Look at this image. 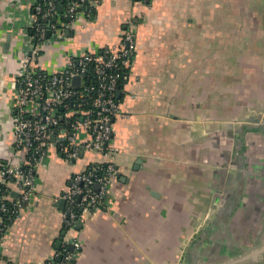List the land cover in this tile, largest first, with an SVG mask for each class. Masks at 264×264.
Here are the masks:
<instances>
[{
  "label": "crops",
  "instance_id": "crops-1",
  "mask_svg": "<svg viewBox=\"0 0 264 264\" xmlns=\"http://www.w3.org/2000/svg\"><path fill=\"white\" fill-rule=\"evenodd\" d=\"M34 1L0 0V164L14 149L12 80L30 46ZM84 21L64 42L73 53L115 45L129 25L137 31L119 91L128 115L112 137L117 172L105 204L67 228L53 197L107 158L51 150L37 197L3 235L0 264H43L66 237L81 243L71 264H186L198 231L217 218L226 222L200 254L224 259L245 247L257 258L249 264H264V126L240 127L264 112V0H103ZM62 47L49 45L42 64L58 65Z\"/></svg>",
  "mask_w": 264,
  "mask_h": 264
},
{
  "label": "built area",
  "instance_id": "built-area-1",
  "mask_svg": "<svg viewBox=\"0 0 264 264\" xmlns=\"http://www.w3.org/2000/svg\"><path fill=\"white\" fill-rule=\"evenodd\" d=\"M102 2L33 3L30 46L12 80L14 149L0 164V249L10 223L37 197V172L53 149L67 160L88 153H101L107 158L101 167L91 165L73 173L68 189L53 197L57 203L65 200L67 228L82 224L106 202L117 172L114 157L118 148L112 143L115 122L128 115L119 91L137 50V31L129 25L118 43L94 52L73 53L64 44L72 40L74 22L89 19ZM85 21L81 27H85ZM58 41L63 42L62 59L58 65L45 67L44 52ZM76 76L79 80L74 82ZM80 248L76 237H66L56 254L43 264H71Z\"/></svg>",
  "mask_w": 264,
  "mask_h": 264
},
{
  "label": "water",
  "instance_id": "water-1",
  "mask_svg": "<svg viewBox=\"0 0 264 264\" xmlns=\"http://www.w3.org/2000/svg\"><path fill=\"white\" fill-rule=\"evenodd\" d=\"M59 10H63V4L59 5ZM69 34V31L67 32ZM79 80V76H76L74 78V82H77ZM261 118L255 119L252 115L248 117L243 124L240 125V127L243 129L244 127H253L254 124L252 122H258L259 125L264 126V112L261 114ZM256 125V124H255ZM241 130V129H240ZM73 159L72 161H74ZM98 186V185H97ZM17 192H13V195H17ZM59 205L63 207L65 205V200L62 199L59 202ZM225 219H211L208 221V224L201 229V231L197 233L195 239L192 241L188 251L186 254V260L188 264H249L250 262L256 260V257H253L252 255V249H248L245 247H242L241 251L239 253H236L232 256H229L224 259H213V258H206L202 254L199 253V246L204 243L208 237L214 232L215 228L223 223L225 224ZM61 240L58 241V246L61 245ZM186 263V264H187Z\"/></svg>",
  "mask_w": 264,
  "mask_h": 264
},
{
  "label": "trees",
  "instance_id": "trees-1",
  "mask_svg": "<svg viewBox=\"0 0 264 264\" xmlns=\"http://www.w3.org/2000/svg\"><path fill=\"white\" fill-rule=\"evenodd\" d=\"M64 2H66V0H64ZM123 81V80H122ZM122 81H121V83H122ZM60 249V248H59ZM58 258V257H57Z\"/></svg>",
  "mask_w": 264,
  "mask_h": 264
}]
</instances>
